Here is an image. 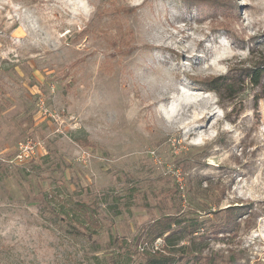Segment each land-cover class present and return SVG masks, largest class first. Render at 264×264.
I'll use <instances>...</instances> for the list:
<instances>
[{
    "label": "rangeland",
    "instance_id": "rangeland-1",
    "mask_svg": "<svg viewBox=\"0 0 264 264\" xmlns=\"http://www.w3.org/2000/svg\"><path fill=\"white\" fill-rule=\"evenodd\" d=\"M235 1L0 0V264H113L222 190L252 213L208 252L264 264V79L198 83L264 55V0Z\"/></svg>",
    "mask_w": 264,
    "mask_h": 264
},
{
    "label": "trees",
    "instance_id": "trees-1",
    "mask_svg": "<svg viewBox=\"0 0 264 264\" xmlns=\"http://www.w3.org/2000/svg\"><path fill=\"white\" fill-rule=\"evenodd\" d=\"M187 1L196 3L211 0ZM213 4L223 9L229 17L233 16L231 12L237 11L235 0H213ZM248 79L252 86H260L264 79V55L256 56L253 65L242 68L239 75L200 79L197 82L211 92L231 94L234 97ZM223 196V190L220 196L213 194L208 199V204L199 207L197 216L165 214L144 225L136 238L135 251L130 255L128 251L119 252L113 264H181L183 259H187L190 264H217L216 259L208 252L212 241L226 237L235 239L242 220L252 213L244 205L221 208ZM220 213L222 216L218 222L211 220L212 215ZM159 240L163 244L156 247L155 243Z\"/></svg>",
    "mask_w": 264,
    "mask_h": 264
},
{
    "label": "built area",
    "instance_id": "built-area-1",
    "mask_svg": "<svg viewBox=\"0 0 264 264\" xmlns=\"http://www.w3.org/2000/svg\"><path fill=\"white\" fill-rule=\"evenodd\" d=\"M34 151L35 145L32 142L22 143L19 147L17 159L20 161H25V159H28L30 156L32 157L34 155Z\"/></svg>",
    "mask_w": 264,
    "mask_h": 264
}]
</instances>
